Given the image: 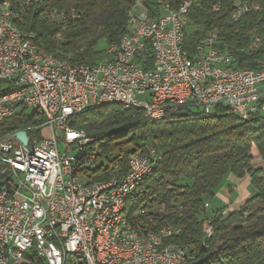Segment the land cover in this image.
I'll use <instances>...</instances> for the list:
<instances>
[{"label": "built area", "instance_id": "1", "mask_svg": "<svg viewBox=\"0 0 264 264\" xmlns=\"http://www.w3.org/2000/svg\"><path fill=\"white\" fill-rule=\"evenodd\" d=\"M233 6L241 10L239 20L260 12L259 6L242 0ZM190 7V2L176 10L163 5V14L155 18L138 2L119 44L105 50L102 66L69 71V64L43 59L27 38H13L9 13L0 6V82L22 85L18 94L0 95V123L21 109L38 110L40 121V138L19 131L25 132L27 145L17 139L18 132L0 138V150L14 162L9 180L0 178V264L30 263L26 255L42 264H90V227L102 230L99 264H124V258H133V264H179V259H187L188 247L186 255L164 258H150L145 249L133 252L130 232L135 224L109 225L118 194L128 190L131 176L153 169L160 159L155 149L131 155L121 180L92 183L88 175L99 156L97 139L81 140L76 130L67 133L66 124L78 108L110 102H122L126 110L144 105L142 113L150 122L182 109L210 113L220 106L242 120L264 114V59L255 68H239L216 48L215 33L202 39L191 56L183 48ZM44 16L57 26L64 24L63 15ZM259 45L255 39L253 47ZM111 184H119V191H111ZM109 226H116V234H109ZM151 232L163 241L180 234L171 227ZM202 232L205 246L213 237L210 220Z\"/></svg>", "mask_w": 264, "mask_h": 264}, {"label": "trees", "instance_id": "2", "mask_svg": "<svg viewBox=\"0 0 264 264\" xmlns=\"http://www.w3.org/2000/svg\"><path fill=\"white\" fill-rule=\"evenodd\" d=\"M10 2L17 6L16 0ZM138 2L155 18L163 14V5L176 10L191 3L183 47L191 56L202 39L215 33L216 48L239 68H255L264 59V0H242L259 6L260 12L237 22L235 0H31L23 8L19 29L33 33L35 44L47 53H59L73 66H91L105 56L96 49L99 43L119 44L128 14ZM54 12L65 17L63 26L44 18ZM255 39L260 40L257 48ZM5 86L0 82V95ZM166 115L150 122L140 111L109 105L72 118V129L97 139L99 156L88 177L92 183L121 180L131 155L155 149L160 159L138 194L128 197L126 220L156 233L166 227L179 230V236L166 243L188 247L194 258L191 264H264V168L254 166L252 154L255 150L264 163V114L242 120L220 106L210 113L182 109L178 115ZM37 119L36 112L17 111L0 123V138L19 131L40 138L37 130L29 131L40 122ZM230 176L247 179L256 195L236 211L224 213L227 207L213 203ZM207 220L212 222L213 237L203 246ZM26 256L30 263L23 264H42Z\"/></svg>", "mask_w": 264, "mask_h": 264}, {"label": "bare ground", "instance_id": "3", "mask_svg": "<svg viewBox=\"0 0 264 264\" xmlns=\"http://www.w3.org/2000/svg\"><path fill=\"white\" fill-rule=\"evenodd\" d=\"M31 0H16L17 6H14L10 0H0V6H4L6 11L9 13V30L13 33V38H27L31 49L34 51H39L42 54V58L45 60H50L56 64H69V71H81V69L94 68L95 66H102L105 62L104 58L97 64L91 66H73L68 62V60L59 55V53L50 54L47 53L44 49L39 48L35 44V36L31 32H24L19 29V25L23 19V8L28 6ZM134 6H138L136 3ZM46 15V14H45ZM131 16V10L128 14V19ZM241 17V10L236 9L234 20H239ZM46 20H51L44 16ZM128 22V20H127ZM10 89V92L7 89ZM6 91L1 94V97H9V95L18 94L22 92L21 84H12L5 87ZM109 105H120L124 108V103L122 102H110V103H96L95 105H90L82 108H78V111L75 112V116H71V119L87 112L89 109L99 108L102 106ZM129 110H137L144 112V105H129ZM32 112L38 113V110H32ZM178 115V114H177ZM167 115H164L161 120H163ZM71 119L67 121L66 131L67 133H74L75 130L71 127ZM38 131V126L31 128V132L34 130ZM76 133L81 140L84 141H93L96 138H90L83 131H77ZM14 171V162L10 159L9 156L4 154V151L0 150V178L2 180H9L10 175ZM152 172V169H146L144 171L138 172L131 176L130 186L127 191H120L118 194V207L114 216L109 217V225H116L117 221L126 222L124 215L126 201L128 197L132 195H137L139 192V187L143 181L148 177ZM111 191H119V184H111ZM128 222V221H127ZM109 234H116V226H109ZM102 238V230L100 227H90V233L88 235L89 243V259L90 264H99L100 262V250L99 242ZM130 239L135 242L133 245V252H141L145 249L147 256L150 258H164L166 254L169 255H186V247H178L174 244H167V240H156V235H153L151 231L147 228L135 227V231L130 232ZM193 256L190 252L187 253V259H179V264H190V260H193ZM124 264H133V258H124Z\"/></svg>", "mask_w": 264, "mask_h": 264}, {"label": "crops", "instance_id": "4", "mask_svg": "<svg viewBox=\"0 0 264 264\" xmlns=\"http://www.w3.org/2000/svg\"><path fill=\"white\" fill-rule=\"evenodd\" d=\"M254 166L258 168H264V163L258 158L257 152L253 150ZM227 185L221 187L216 194V198L219 200V207H227L229 211H236L241 207L247 199L250 198L247 189L250 186L247 179L239 180L232 176L228 177Z\"/></svg>", "mask_w": 264, "mask_h": 264}, {"label": "rangeland", "instance_id": "5", "mask_svg": "<svg viewBox=\"0 0 264 264\" xmlns=\"http://www.w3.org/2000/svg\"><path fill=\"white\" fill-rule=\"evenodd\" d=\"M96 49H97V51H105V50L107 49V44H106L104 41H102L101 43H99V45L97 46ZM29 112H32V110H29ZM254 151H255V150H254ZM73 154H76V151L73 152ZM225 185H227L226 180L224 181L222 187L225 186ZM247 192L249 193V196H250V197H253L254 195H256V191H255L252 187H249V188L247 189ZM219 205H220V202H219V200L216 198V199L214 200L213 206H214V207H219ZM227 211H229V210L226 208V210H224V213H226Z\"/></svg>", "mask_w": 264, "mask_h": 264}, {"label": "water", "instance_id": "6", "mask_svg": "<svg viewBox=\"0 0 264 264\" xmlns=\"http://www.w3.org/2000/svg\"><path fill=\"white\" fill-rule=\"evenodd\" d=\"M16 137H17L18 140L21 141V143H22L23 145H27V139H26L25 132H18V133L16 134Z\"/></svg>", "mask_w": 264, "mask_h": 264}]
</instances>
